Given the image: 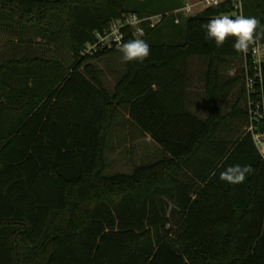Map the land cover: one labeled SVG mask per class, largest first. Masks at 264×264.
Segmentation results:
<instances>
[{
	"label": "trees",
	"instance_id": "obj_1",
	"mask_svg": "<svg viewBox=\"0 0 264 264\" xmlns=\"http://www.w3.org/2000/svg\"><path fill=\"white\" fill-rule=\"evenodd\" d=\"M184 1L0 0V264H264V157L244 132V56L202 27L222 15L264 26V0L188 16ZM129 13L164 15L140 38L143 62L80 56ZM105 55L123 66L112 92L93 64ZM194 60L202 113L188 108ZM127 126L159 156L105 175L113 132ZM237 164L251 167L246 180L222 181Z\"/></svg>",
	"mask_w": 264,
	"mask_h": 264
},
{
	"label": "built area",
	"instance_id": "obj_2",
	"mask_svg": "<svg viewBox=\"0 0 264 264\" xmlns=\"http://www.w3.org/2000/svg\"><path fill=\"white\" fill-rule=\"evenodd\" d=\"M226 0H202L205 7L218 5ZM235 11L241 14L240 0H235ZM181 12L188 16L193 14L192 8L184 6ZM164 15L140 17L129 13L112 22L103 32L95 33V41L86 44L80 52L82 57H92L103 51H119L123 44L125 31L131 29L133 37L140 39L145 36L146 29L158 25ZM178 23V20H176ZM244 88L248 124L245 132L252 136L254 145L264 157V98L262 94V64L264 62V43L258 39L243 53Z\"/></svg>",
	"mask_w": 264,
	"mask_h": 264
},
{
	"label": "clouds",
	"instance_id": "obj_3",
	"mask_svg": "<svg viewBox=\"0 0 264 264\" xmlns=\"http://www.w3.org/2000/svg\"><path fill=\"white\" fill-rule=\"evenodd\" d=\"M202 27L206 30L207 38L213 40L217 47L223 46L229 37L235 38L233 48L242 54L247 53L255 42L258 28L261 29L260 34L264 35V26H261V22L255 17L244 15L235 18L228 15L217 16ZM119 51L124 62H143L150 55V45L143 39H133L121 44ZM251 171L248 165H232L220 173V179L229 184H240Z\"/></svg>",
	"mask_w": 264,
	"mask_h": 264
},
{
	"label": "rangeland",
	"instance_id": "obj_4",
	"mask_svg": "<svg viewBox=\"0 0 264 264\" xmlns=\"http://www.w3.org/2000/svg\"><path fill=\"white\" fill-rule=\"evenodd\" d=\"M197 0L187 1L195 2ZM199 13L195 10L193 14ZM235 15H237L235 13ZM111 57V58H108ZM119 56H103L100 59H95L93 64L101 72V80L104 87L112 92L113 87L117 80V72L122 70V62L117 59ZM243 69V64L238 65ZM237 68V65H236ZM191 73L193 74V79L198 83L197 88L201 87L203 83V64L200 60H195L192 62ZM246 129V127H245ZM244 129V132H245ZM115 133V140L118 141L120 147H116L114 153H110L108 150L106 152L107 169L105 170V175H111L116 172L128 173L133 170L134 167L140 165L142 162L147 160V158L158 157V148L151 142L148 138H140L133 131L132 127H121L117 128ZM114 140V141H115Z\"/></svg>",
	"mask_w": 264,
	"mask_h": 264
},
{
	"label": "crops",
	"instance_id": "obj_5",
	"mask_svg": "<svg viewBox=\"0 0 264 264\" xmlns=\"http://www.w3.org/2000/svg\"><path fill=\"white\" fill-rule=\"evenodd\" d=\"M190 0H185L184 6H188L190 8H192L193 12L195 10H198L199 12H201L203 9H205L206 7L204 6V4H202V0H197L195 2H190V4L187 2ZM195 61V60H194ZM190 85H189V100H188V108L193 111V112H204L205 111V102H204V88H203V83L201 85V87L197 88V82L193 79V74L190 72ZM234 75V70L231 71L230 76ZM235 98L234 97V92H232L230 94V96H228L227 99V103L230 105L232 103H235ZM117 130H115L113 132V136H112V141H111V147L109 148L110 153H114L115 148L120 147V144L118 141L115 140V133ZM144 139V138H143ZM146 139V138H145ZM149 139V138H148ZM115 140V141H114Z\"/></svg>",
	"mask_w": 264,
	"mask_h": 264
}]
</instances>
